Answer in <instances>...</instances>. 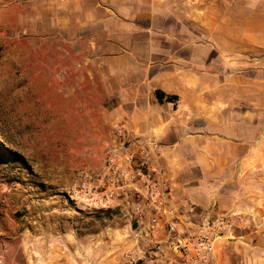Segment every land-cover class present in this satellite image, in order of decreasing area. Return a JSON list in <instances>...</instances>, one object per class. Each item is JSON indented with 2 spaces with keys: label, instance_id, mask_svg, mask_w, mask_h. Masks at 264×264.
Instances as JSON below:
<instances>
[{
  "label": "rangeland",
  "instance_id": "obj_1",
  "mask_svg": "<svg viewBox=\"0 0 264 264\" xmlns=\"http://www.w3.org/2000/svg\"><path fill=\"white\" fill-rule=\"evenodd\" d=\"M177 12L183 18L173 17V29L192 39L201 75L226 112L257 115L248 126L234 124L239 134L264 140V0H216L209 10L182 6ZM165 23L161 17L157 26ZM70 37L48 0H0V264H54L62 258L53 248L79 264L85 237L87 264H96L95 234L101 227L110 231L119 216L127 226L123 238L132 241L121 264H144L149 245L133 194L141 181L110 198L108 170L112 148L132 155L135 145L140 158L149 140L119 116L103 77L74 64L81 48ZM121 198L126 209L117 205ZM204 219L216 222L198 216V231L182 236L199 233Z\"/></svg>",
  "mask_w": 264,
  "mask_h": 264
},
{
  "label": "crops",
  "instance_id": "obj_2",
  "mask_svg": "<svg viewBox=\"0 0 264 264\" xmlns=\"http://www.w3.org/2000/svg\"><path fill=\"white\" fill-rule=\"evenodd\" d=\"M48 1L57 25L69 37L72 30L76 34L67 38L81 48L74 64L102 76L128 128L155 142L145 144L150 164L162 173L181 213L192 206L197 216L219 224L222 234L209 264H264V140L261 134L242 137L235 127L239 126H234L240 120L248 126L257 115L234 118L226 112L227 105L201 75L192 39L172 25L173 17L182 20L177 12L182 6L209 10L216 0ZM161 17H166L162 28L157 26ZM157 91L177 100L159 101ZM131 150L137 153L138 147ZM166 184L159 185L158 193H164ZM135 186L144 195L149 192L142 181ZM125 202L121 198L117 205L126 209ZM151 218L146 208L141 221L149 245L144 264H179V256L170 250V233L163 224L151 231ZM123 224L119 216L110 231L103 227L97 231L96 264L122 263L120 253L132 245L123 238L127 234ZM198 225L179 224V229L185 236L197 232ZM79 242L83 254L79 264H87V238ZM159 244L165 254L154 250ZM50 252L62 258L54 264H70L56 248Z\"/></svg>",
  "mask_w": 264,
  "mask_h": 264
},
{
  "label": "built area",
  "instance_id": "obj_3",
  "mask_svg": "<svg viewBox=\"0 0 264 264\" xmlns=\"http://www.w3.org/2000/svg\"><path fill=\"white\" fill-rule=\"evenodd\" d=\"M120 132L123 134L122 131ZM148 143L151 144L150 141ZM124 150L125 147L111 149L108 177L113 187V194L109 197L113 198L115 192L135 180L144 182L146 186L149 185V192L145 195L138 187L133 190L135 198L140 201L135 204L136 221L139 223L143 221L145 210L148 208L152 213L151 231H156L162 224L164 225L165 230L171 235L170 250L179 256V264H208L214 254V243L219 236L217 223L204 219L199 226V233L183 237L179 224L183 226L194 224V219L198 217L195 208L187 206L184 213H181V207L170 194L162 173L151 166L146 147H141L140 158L137 153L131 155ZM122 151L126 154L121 161H118V156ZM160 184L167 186L164 195L158 193ZM102 200L106 201L107 197ZM179 216L183 220H180ZM155 248L158 251L164 250L161 244L156 245Z\"/></svg>",
  "mask_w": 264,
  "mask_h": 264
},
{
  "label": "trees",
  "instance_id": "obj_4",
  "mask_svg": "<svg viewBox=\"0 0 264 264\" xmlns=\"http://www.w3.org/2000/svg\"><path fill=\"white\" fill-rule=\"evenodd\" d=\"M156 97L159 101H167V102H173L175 100H177L176 96H168L166 94H164L163 92L157 91L156 92ZM1 138H3V136H1ZM4 139V138H3Z\"/></svg>",
  "mask_w": 264,
  "mask_h": 264
}]
</instances>
